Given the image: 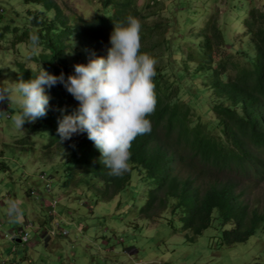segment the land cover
I'll use <instances>...</instances> for the list:
<instances>
[{
    "label": "trees",
    "instance_id": "16d2710c",
    "mask_svg": "<svg viewBox=\"0 0 264 264\" xmlns=\"http://www.w3.org/2000/svg\"><path fill=\"white\" fill-rule=\"evenodd\" d=\"M171 2L160 8L161 0H149L155 8L151 14L169 8ZM10 4L12 9L21 6L23 13L16 16L22 27L7 21L0 29V39L9 31H22L25 37L17 44L27 43L29 49L24 46L18 51L23 58L14 65L9 63L4 78L0 71L2 84L29 80L42 68L57 76L63 72L67 78L74 74L77 63L106 57L115 23L124 22L129 15L141 24L140 51L159 59L153 81L157 103L149 117L152 130L133 141L130 170L121 177L108 174L100 160L101 152L87 132L60 139V118L75 113L79 101L77 104L61 83L45 85L47 115L33 130L47 137L43 153L64 157V165L73 168L65 172L68 180L62 188L70 189L77 181L75 190L80 191L84 184L92 189V182L100 178L105 186L102 199L111 201L127 190L134 178L140 180L150 188L142 210L144 218L156 221L168 210L180 213L189 243L211 227L215 216L223 225V246L245 243L264 229V11L253 0L245 21L246 32L239 34V41L243 43L249 36L254 56L243 50L223 51L227 46L223 32L234 22L227 18L231 11L221 18L214 9L194 22L188 34L180 32V37L173 40L163 33V42L156 40L152 46H167L164 64L150 49L151 32L140 19L137 0H97L91 10H82L77 3L70 14L67 3L61 5L56 0H0V17ZM181 19L187 27V19ZM155 27L156 23L152 30ZM183 41L189 44L187 53ZM197 81L202 84L194 86ZM184 94L188 100H184ZM198 104L202 116L193 113V105Z\"/></svg>",
    "mask_w": 264,
    "mask_h": 264
},
{
    "label": "rangeland",
    "instance_id": "374dc122",
    "mask_svg": "<svg viewBox=\"0 0 264 264\" xmlns=\"http://www.w3.org/2000/svg\"><path fill=\"white\" fill-rule=\"evenodd\" d=\"M56 1L61 5L67 3L68 14L75 10L77 3L82 10H91L97 2ZM161 1L160 8L169 3V0ZM253 1L258 9L264 11V0ZM251 3L252 0H172L169 8L151 14L155 8L149 4V0H137V9L140 19L151 32L150 49L164 64L168 55L167 46H152L156 40L162 43L163 33L165 37L172 36L173 40L180 37V32L188 34L195 27L194 22L214 9L218 10L221 18H224L226 11L232 12L227 18L234 23L223 32L227 45L223 51L234 53L243 50L254 56L251 38L245 36L243 43L239 41V34L246 32L245 21ZM2 4L5 7V1ZM17 13H23L21 6L12 9V4L7 5L4 17H0V29L11 20L14 26L22 27ZM14 15L17 19L13 18ZM181 16L187 19V27L183 25ZM221 18L220 26L223 25ZM154 23L156 27L152 30ZM159 26L160 30L157 29ZM17 35H21V32L15 34L9 31L0 39V71L3 78L9 63L14 65L23 58V54L17 50ZM237 41L240 43L237 44ZM182 43L185 45L183 51L187 53L186 46L189 44L186 41ZM28 49L26 45L25 50ZM218 60L216 53L215 61ZM155 62L157 65L159 59ZM201 84V81L194 82V86ZM183 98L189 99L185 94ZM193 113L202 116L201 104L193 105ZM9 125L12 136L0 141V264L264 263V229L245 243L223 246V225L217 216L211 227L193 243L187 242L184 237L180 213L173 214L168 210L154 222L146 220L142 216V209L148 201L150 188L135 178L127 190L111 201L102 199L105 186L100 178L92 182V189L84 184L80 191L75 190L77 181L70 189L62 188L63 182L68 180L65 172L73 170L71 165L69 168L64 165V157L52 158L43 153L42 147L47 137L38 134L33 139H25L24 132L15 128L12 122ZM2 128L0 122V134ZM42 172H46L49 178H41ZM48 184H53L52 192L46 190ZM32 191H36L35 195L29 196ZM11 200L20 205L23 214L19 220H13L5 211ZM26 219L31 225V228H24L29 241L20 243L15 241L18 239L15 237L17 229L26 223ZM53 231H56V236H51ZM66 231L68 233L65 234Z\"/></svg>",
    "mask_w": 264,
    "mask_h": 264
},
{
    "label": "clouds",
    "instance_id": "9594fccd",
    "mask_svg": "<svg viewBox=\"0 0 264 264\" xmlns=\"http://www.w3.org/2000/svg\"><path fill=\"white\" fill-rule=\"evenodd\" d=\"M140 32L139 20L129 15L124 22L115 23L107 56L93 57L87 64L77 63L74 74L67 78L63 72L57 76L42 68L29 80L20 79L5 84L0 81V113H4L0 115L3 124L0 141L12 136L8 130L10 122L15 128L25 131V139L36 137L39 133L34 132V126L39 119L43 120L48 111L49 96L45 92V85L52 87L61 83L74 96L77 104L79 101V107L75 113L60 118V139L67 140L74 133L87 132L88 138L101 152L100 160L109 170L108 174L123 176L130 170L133 141L152 130L149 117L157 103L153 82L156 62L140 51ZM24 37L21 31V35H17V42ZM26 44H16L17 50ZM41 178L49 177L42 172ZM53 189V184L47 185L48 192ZM35 192L32 191L29 196H34ZM5 211L13 220H19L23 214L15 200L8 202ZM28 226L27 223L18 231L15 241H29L23 242L19 233L24 228H31ZM51 236H56V231Z\"/></svg>",
    "mask_w": 264,
    "mask_h": 264
},
{
    "label": "built area",
    "instance_id": "2783aa9c",
    "mask_svg": "<svg viewBox=\"0 0 264 264\" xmlns=\"http://www.w3.org/2000/svg\"><path fill=\"white\" fill-rule=\"evenodd\" d=\"M31 226V225H29ZM28 226V227H29ZM20 239L23 241V242H27L29 237H28V234L25 232V230H21L20 232Z\"/></svg>",
    "mask_w": 264,
    "mask_h": 264
},
{
    "label": "crops",
    "instance_id": "0c3cea01",
    "mask_svg": "<svg viewBox=\"0 0 264 264\" xmlns=\"http://www.w3.org/2000/svg\"><path fill=\"white\" fill-rule=\"evenodd\" d=\"M25 216H26V214H25ZM27 223H28V221H27V219H26V223H25V224H22V227H19L17 230L19 231V230L22 229L23 227H26ZM18 231H17V235H18Z\"/></svg>",
    "mask_w": 264,
    "mask_h": 264
},
{
    "label": "water",
    "instance_id": "95a60500",
    "mask_svg": "<svg viewBox=\"0 0 264 264\" xmlns=\"http://www.w3.org/2000/svg\"><path fill=\"white\" fill-rule=\"evenodd\" d=\"M17 242H20L19 240Z\"/></svg>",
    "mask_w": 264,
    "mask_h": 264
}]
</instances>
